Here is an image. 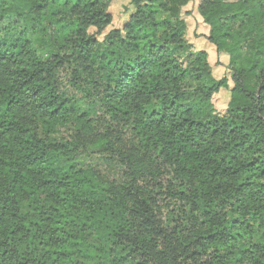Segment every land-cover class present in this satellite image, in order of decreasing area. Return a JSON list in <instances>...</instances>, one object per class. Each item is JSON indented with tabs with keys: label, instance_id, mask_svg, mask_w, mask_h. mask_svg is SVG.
<instances>
[{
	"label": "trees",
	"instance_id": "16d2710c",
	"mask_svg": "<svg viewBox=\"0 0 264 264\" xmlns=\"http://www.w3.org/2000/svg\"><path fill=\"white\" fill-rule=\"evenodd\" d=\"M111 1L0 0V26L73 29L45 60L0 41V264H264V0H129L103 34ZM194 2L228 57L223 114L207 52L171 50Z\"/></svg>",
	"mask_w": 264,
	"mask_h": 264
},
{
	"label": "rangeland",
	"instance_id": "374dc122",
	"mask_svg": "<svg viewBox=\"0 0 264 264\" xmlns=\"http://www.w3.org/2000/svg\"><path fill=\"white\" fill-rule=\"evenodd\" d=\"M54 5L49 9L50 13L65 11L62 7L64 0H53ZM74 2L75 0H69ZM197 2L190 3L182 11V18L187 24L186 42L190 49L185 47H171L173 53L180 58L186 57L190 52L205 51L208 55V63L211 67L212 76L219 80L223 76L228 78V87L221 89L213 96L212 104L217 113L223 114L229 101V94L232 88V82L229 78L228 57L223 54H217L214 47L207 41L208 28L202 23L197 13ZM132 6L129 0H112L109 6V13L112 17L111 24L106 28L103 34L111 29H120L128 20L132 12ZM156 25L145 29L142 33V42L145 46L154 43L158 38L165 36V26L170 20L169 14L162 6L154 5L152 8ZM71 26L66 23L54 20L51 17L45 18L39 25L33 29H26L22 24L4 23L0 26V41L10 38H22L32 43L37 56L45 60L59 50V43H62L69 37ZM94 32V29L90 30ZM103 35H100L101 39ZM187 84L194 88L200 84L196 78V73L191 70L187 77ZM83 111L88 109L87 105H81ZM163 203V202H162ZM183 218V217H181ZM183 223H185L183 221Z\"/></svg>",
	"mask_w": 264,
	"mask_h": 264
}]
</instances>
